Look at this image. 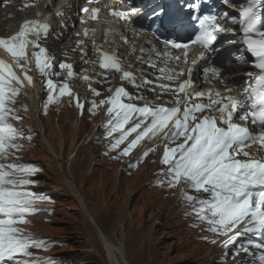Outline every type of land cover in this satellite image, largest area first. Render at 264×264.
<instances>
[{
    "label": "snow or ice",
    "instance_id": "6c2138e0",
    "mask_svg": "<svg viewBox=\"0 0 264 264\" xmlns=\"http://www.w3.org/2000/svg\"><path fill=\"white\" fill-rule=\"evenodd\" d=\"M87 3H99L100 0H86ZM127 3L128 0H123ZM205 3L208 0H204ZM190 13V19L198 25L194 38L188 41L182 40L180 33L189 27L187 21L180 17H171L163 6L152 9L145 17L151 22L150 30L157 39L161 27H167L169 37L163 38L166 48L163 53L158 49L153 51L157 55L169 57L177 62V66L161 67L158 70L164 73V78L169 81L178 80L185 75V70L179 68L180 63L187 64L190 44L199 45L203 51L199 54V60L206 59L207 52H216L214 46L220 33H231L235 35V27L229 26V21L236 23L237 17L224 13L223 18L213 12H202L201 5L193 2L184 6ZM240 31L242 33L243 45L251 53L258 63L255 67L259 69V74L255 76L254 84L250 83L245 89V97L237 100L232 96H225L223 93H209L197 91L192 85L191 79L197 61L192 62V67L187 68L188 79L180 83L178 88L172 89L170 86L161 85L165 91L176 94L175 106H151L145 103L144 106H136L133 103H123V99L137 100L141 96L133 97L123 87L117 88L114 95L107 100H100L99 105L95 100L91 101L92 110L104 104L110 105L108 114L110 119L108 135L119 132L118 138L114 137L111 149L116 150L121 144L127 141L126 146L120 150V156H128L133 149L145 138L157 136L163 133V139L167 142L161 163L168 165V171L163 173L164 179L158 180L157 184L162 185L167 182L170 188L183 184L187 189L196 192L203 191L208 194V198H195L192 195H184V199L193 206V214L200 222L206 223V231L214 236L225 237V245L239 244L236 247V254H249L250 247L260 249L259 260L264 264V239L260 243L247 241V245L241 242V237L245 234L258 235L264 238V155L256 156L246 151L253 144H258L264 151V0H242L238 5ZM99 9L82 8V13L89 14L92 20L97 19ZM131 12L138 13L139 9L132 6ZM112 16L120 20L131 23V16L124 11H112ZM57 15H64L62 10L57 11ZM83 22V21H82ZM143 30V26H141ZM51 29L50 25L39 21H26L15 35L8 38H0V48L5 49L12 55L15 64L9 65L0 60V264H28L27 261L17 259L18 256H27L28 249L32 245H39L30 237L23 235V230L16 227L17 224L27 223L26 215L33 211L38 198L30 192L18 190L21 186L32 183L26 176L31 175L38 169L28 165L10 162L8 158L24 147L18 140L24 139L23 130L16 127L11 121L22 119L12 105L16 103V97L21 94L24 80L28 85H32V77L28 75V63L35 61L36 69L42 76L48 77L46 87L49 90L48 103L54 102L51 94L57 90V85L51 76L59 75L55 71H49L53 66V58L47 54V50L40 45L42 38H47ZM88 35V31H85ZM128 41L125 40V43ZM236 43L235 40L227 41ZM82 41H78V45ZM39 48L29 56L27 48ZM95 46V44H94ZM171 49L182 50V54L174 55ZM100 53V67L109 70L121 71V64L118 55H110L97 49ZM142 54L145 50L141 49ZM83 55H87L83 53ZM24 63L21 64L20 61ZM87 62V61H85ZM149 66L156 67L151 61ZM60 69L67 70V76L72 78L74 72L72 65L60 63ZM15 68H19L24 74V80L16 74ZM205 74L211 72L216 78H220V69L204 67ZM123 79L135 87H140L144 83H151L147 79L137 81L128 72H123ZM83 79L90 80L84 76ZM106 79V78H105ZM93 96H99L96 89H90ZM111 91V89H109ZM59 96L65 94L70 97L67 83L58 89ZM183 93L181 99L179 94ZM207 96L208 103L191 104L193 98H203ZM77 107L84 110V104L79 101V97H74ZM184 104L183 111L180 105ZM47 105H45V109ZM205 109L219 112V125L217 118L211 115L198 117L197 112H204ZM26 110V109H25ZM234 116L238 120L249 121L252 126L259 129L258 133H253L249 127L242 126L234 122ZM113 120L115 121L113 123ZM132 122L130 128L125 129V125ZM171 123V129H168ZM167 129V131H166ZM135 133V136L128 140V137ZM183 138V142L176 144ZM176 144V147L170 145ZM155 149L146 151L140 160L130 165L138 167L145 157ZM245 159H238V156ZM207 239V237H205ZM211 243L216 244L218 240L213 238ZM255 256V253H251Z\"/></svg>",
    "mask_w": 264,
    "mask_h": 264
},
{
    "label": "rangeland",
    "instance_id": "374dc122",
    "mask_svg": "<svg viewBox=\"0 0 264 264\" xmlns=\"http://www.w3.org/2000/svg\"><path fill=\"white\" fill-rule=\"evenodd\" d=\"M230 58L226 57L227 60ZM225 65L226 60L223 65L217 68ZM131 90L128 89L129 93ZM98 92L99 96H92L88 100L90 102L87 105L84 104L87 107L85 109L86 119L78 121L80 127L76 138H74L75 132L71 124L78 118L76 119L75 112L71 108L61 113L58 110L60 113L59 123L66 126L64 138L62 132L57 129L59 113H57L53 102L50 109L46 108V114H42L43 117L40 113L39 115L46 127L45 137L47 136V140L52 144L55 154L62 156L61 162L69 161L73 185L76 186L79 196L82 197L87 213L93 217L97 227L103 230L111 242L117 244V238L120 239L125 253V255L122 253L121 255L125 261L128 264H219L218 260H223L221 256L225 253L231 252L235 256L236 248L233 249L231 244L225 245L224 242L220 245L217 243L205 244L210 237V232L204 230L196 215H194L196 220H184L191 221L186 225L185 222L179 220L178 210H175L176 207H174L176 195L180 191L179 185L174 188L165 184L155 187L157 182L153 183L151 177L155 181L157 176L154 168L157 167V163L156 159H150V155L145 157L130 175H123L118 171V166L127 160L116 162V159L112 157L101 156L98 153V148H100L98 140L95 143L84 144L72 154L76 143L81 140V137L93 132L101 116L99 107L92 110L91 105L92 100H95L97 105L100 100H105L107 95L101 93L100 90ZM132 95L148 97L141 93ZM148 99L150 100L149 97ZM164 104L170 106L168 101ZM16 113H22V110L19 109ZM21 118L26 125H31L34 130L36 129L30 110ZM101 130L104 135L108 134L105 127ZM23 132L26 135L25 145L30 144V147L23 150L22 159L29 162L28 166L40 165L41 170L37 178L32 180L38 182L39 189H44L46 194L50 195L49 199L44 201H49L53 196L50 204L46 207L52 205L55 207L54 214H50L51 218L48 219L47 214L44 213L52 208L42 206L39 218H32V227H26L45 238H53L48 240L57 241L58 245L53 249L41 247L40 250L44 251L48 257L45 259L54 262L53 264H112L109 261L108 253L95 237L94 229L80 202L65 185L59 162L47 152L37 129L35 133L29 130H23ZM96 134L95 132L94 135ZM64 139L65 146H63ZM181 141L183 138L176 144ZM112 143L114 142H108L104 151L110 153ZM126 144L127 142L121 144L119 148L123 149ZM176 144H172L170 147H176ZM156 148L158 156L159 148ZM133 153L134 149L129 155ZM119 159L122 160L121 157ZM181 187L187 189L183 184ZM189 190L190 194L203 195V198H208V194L203 191ZM187 194L189 195L188 192ZM186 210L188 209H182V211ZM121 219L124 221V229L119 235L118 228ZM192 222L195 224H191ZM215 239L220 240L218 237ZM253 239L252 241H254ZM247 241L246 238L241 239V242L246 243ZM236 245L239 247V244ZM216 246L219 247L215 249ZM241 254L243 253L229 257L227 260L232 259V263H236ZM244 258L246 257L242 259ZM247 264H252V262Z\"/></svg>",
    "mask_w": 264,
    "mask_h": 264
},
{
    "label": "bare ground",
    "instance_id": "6f19581e",
    "mask_svg": "<svg viewBox=\"0 0 264 264\" xmlns=\"http://www.w3.org/2000/svg\"><path fill=\"white\" fill-rule=\"evenodd\" d=\"M36 1L37 0H7L8 3H7V6H5L4 10L0 9V37H6L9 33H11L15 29L16 23L18 22L20 23L25 18L33 17V15L36 12V6H35ZM59 1L65 2V5L62 10L64 12V15L60 16V15H57L56 13L52 17L53 35L50 39L49 38L45 39L47 41L46 45L49 47L51 52L55 51L57 54H60V56H64L62 58L65 59L66 61L75 62L76 63L75 68L83 67V69L81 71L82 77L78 79V82H72L71 80L66 81V83L69 85L70 91L73 93V96L72 97H70L69 95H64L62 97L56 96L55 102H56L57 113H59L58 110H60V113H61V112H64L65 110H69L70 108L77 113L82 111L81 109L77 107V103L74 97L78 96L79 101L85 104L93 96V93L90 89H96L97 91L100 90L101 93H104L105 95H107L105 98V100H107L110 96L114 95L115 90L117 88H120L121 86H123V88L126 90L135 88L136 92L134 93L136 94L141 93V94H145L150 99L152 98L158 99V102L156 103L155 106H158L159 104H161V102L162 104H164V102H167V101L169 103L172 101L173 104L171 106H175V99H176L175 93L171 91L157 90L155 88H154L155 90L152 92L148 89L149 87L158 86L156 84L149 85V84L144 83L140 87H135L132 84L128 83V81H124L122 79L123 74L120 72H117L115 69L105 70L101 68L100 67L101 57L97 49H99L100 51H103V50H102V46H99V45L94 46L96 42V38H95V35L97 34L96 31H93L90 34V38L84 39V49L86 50L87 55L85 56L84 59H81L82 54L80 52V49L82 48V46H81V43L78 45V41H80L82 38L80 36V30L77 28L74 18H73V15L75 13V8H76V2L73 0H40V3L38 4L37 9L45 13L50 12V10L55 9L58 5H60ZM54 2H56L55 7H53ZM133 2L137 3L139 7V5L144 2V0H133ZM114 3L118 5L120 4L119 1L114 2ZM97 6L99 7L100 11L98 13L97 19L91 20V24L97 22L99 20L98 18H100V21L102 23H105L108 19H111L115 24L117 23L115 19L105 16V9L107 7L106 0H103L100 4H97ZM22 7H24L25 9L24 12L21 11ZM88 9H91V8H88ZM121 9L126 10L127 8L121 7ZM146 11L147 10L145 9L143 13H145ZM146 16L147 15L137 20L140 26H143V25L148 26L147 19L145 18ZM86 20L89 21V14L87 13H86ZM125 24H127V21L117 23L116 25L118 26V28L121 29L125 26ZM129 24L130 23H128V25ZM124 35H126L127 41L131 43L132 47H130L128 43H125ZM113 41L114 43L116 42L118 44L120 48V52L122 53L121 55L117 53L120 64L122 65L123 68H125L126 70H129L130 74H133L138 82L145 80L147 77H152L153 73L157 71H158L157 75L158 74L163 75L164 73H161L158 70L161 67L175 68L177 66V65H174L175 63L174 59H170L171 62L167 60L169 59V57L157 55L155 53L152 54L150 57H148L147 53H143L141 55L140 46L142 42L144 41V38L142 36H137V32L129 31L128 33L124 34L123 31H120V32L118 31L114 33ZM145 47L146 48L150 47L151 49L155 47L156 49L159 50L160 53H163L159 45H153L151 44V42L149 44L146 43ZM233 48L235 50V46H233L232 48L224 50L223 53L221 54H216L215 62L221 58L223 60H226V65L219 68L220 69L219 79L213 76L211 72L205 74L202 70L204 67H209V68L214 67L215 64L211 60L206 59L202 61L201 64H199L197 67L194 68L191 79L193 81L192 86H194V88L197 91H203L205 93H209V91L211 90L212 93L220 92V93H223L225 96L235 97L237 100H241L244 98L243 96L239 94V92L241 91V88L244 85L242 83L241 73L244 72L245 70L242 67L239 68V66L241 65L238 64L239 63L238 61H235L233 59L234 57L230 56L231 58L228 60L226 59V57H224V55H227L230 51L233 50ZM110 52L111 51L107 52V54L111 55ZM1 54L2 53H1V48H0V60L4 61L5 63L9 65H12L11 63L7 62V60L5 61ZM140 55L141 57L138 60ZM56 58L58 57L56 56ZM231 59H233L234 61ZM149 61L155 64L156 67L149 66ZM133 64H134V67L131 68ZM93 66L94 68L91 69ZM138 66H140V69H138ZM189 67L191 66L188 64H184V63L179 64V68L185 70V75L180 76L178 80H174L176 81V83L188 79L186 70ZM14 70L19 71V73H16L18 76L19 74H23L19 68L14 69ZM145 70H148L146 74H145ZM58 73L59 75L57 76L59 78H62V82L66 80L67 70L60 69L59 67ZM87 73H88V77H90V80L84 82L82 81V79ZM27 74L30 76L32 75V73H30L29 71ZM98 74H99V77L97 78V81H96L95 78ZM113 76H114V81H112ZM19 77L21 78V80H24L21 76ZM156 82H158V80H156ZM34 83H37V80L35 81L32 80V85L29 86L27 81L24 80V85L21 90L25 91L26 93V97H25L26 104L29 107L30 115L33 121L35 122L36 129L39 133L40 138H42L43 140V144L46 147L47 152L50 153L54 157V159L59 162V168L65 179V185L72 191L73 195L80 202L82 209L86 213V216L89 222L91 223V226L94 229L95 237L97 238L98 242L101 243L105 251L108 253L109 261L112 264H128L125 261L124 257H122L121 255V253L125 255L122 242L118 238H117V241H118L117 244L111 242L106 237V235L103 233V230L97 227L96 222L94 221L93 217L89 213H87L85 203L82 197L79 196L76 190L77 189L76 186L73 185V177L70 174L71 172L69 170V161L61 162L62 156L55 154L54 152L55 150L53 149L52 144L47 140V136L45 137L44 131L46 127L39 115L40 102L38 98L40 96V88L35 86ZM197 83H200V85L197 86ZM238 87L239 88L241 87V88L239 89ZM109 89H111V91H109ZM179 96L182 99V96L181 95ZM123 103H127V102H123ZM190 103L193 105L196 103H208V99H207V96L203 98H193L190 101ZM142 104H145V103H142ZM171 106H168V107H171ZM98 107L101 113L104 114V121L106 118L109 121L110 116L108 114V108L110 107V105L104 104ZM183 108L184 106L181 107V111H183ZM207 110L208 109H205V113L203 114V116L207 115L208 113L212 114L213 116L217 118L218 126H220L219 125V112L210 111V110H208L209 112H207ZM60 113L58 114V118H59L58 126L57 124L55 125L57 126V129L60 132H62L63 138H64V132L66 130V126L61 124V122L59 123ZM199 113L200 112H197L196 114H199ZM237 120L238 119H236V117L234 116V122H237ZM79 124H78V119L76 122H73L71 124V127L73 128L75 132L74 138H76V136L78 135V132H79L78 128L80 127ZM106 124H107V121H106ZM128 126H132L131 121L128 123ZM171 127L172 125L170 123L168 126V129H171ZM95 132L96 131H93L92 133H90L89 136L91 135L93 136ZM89 136L88 135L83 136L81 137L80 141L78 140L79 142L76 143L75 147L73 148L72 154L78 151L80 147H82L84 144L88 142ZM162 137H163V133H160L157 136L152 137L151 139H149L148 137H145V142L144 144H142L141 149L138 151L136 155L144 154L146 152L145 149L150 146L149 148L158 147L159 148L158 156H161L162 151L164 152L165 150V144L167 143ZM44 139L46 140L44 141ZM182 142L183 141H181L180 143ZM63 146H65V139H64ZM248 151L256 156L264 155V151L260 149V146L258 144H253V146H251ZM237 158L245 159L242 155L238 156ZM121 220H120V225L118 228L119 235L122 234V231L124 229L123 227L124 221L123 220L121 221ZM108 231H112V230H108ZM244 259H242L243 262H246L248 260L247 257Z\"/></svg>",
    "mask_w": 264,
    "mask_h": 264
}]
</instances>
